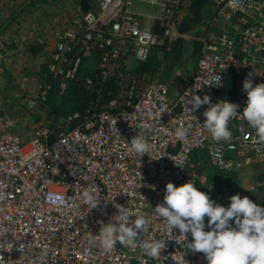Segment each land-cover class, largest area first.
Listing matches in <instances>:
<instances>
[{
    "label": "built area",
    "instance_id": "obj_1",
    "mask_svg": "<svg viewBox=\"0 0 264 264\" xmlns=\"http://www.w3.org/2000/svg\"><path fill=\"white\" fill-rule=\"evenodd\" d=\"M146 1L159 6L149 25L142 24V13L130 10V0H88L91 7L85 11L74 2L75 13L55 31L43 78L26 88V76L20 77L18 89L26 108L44 111L52 83L58 80L63 86L66 81L81 84L93 93L83 112L48 114L22 137L16 117L0 111V256L7 264H32L38 256L44 257L43 264H207L203 253L186 248L179 230L170 234L166 221L155 214L166 183L180 186L192 180L199 191L227 208L234 191L207 180L202 156L207 165L226 171L264 160V143L254 142L255 130L246 121L230 120L232 139L215 142L200 126L209 105L192 113L185 107L193 92L201 98L208 95L212 104L225 100L218 94L220 86L209 84L230 71L228 102L239 105L238 113L243 111V81L254 70L264 75V0H211L214 11L204 27L180 33L193 41L196 60L188 79L171 96L165 82L144 81L135 67L154 47L169 51L179 34L178 22L189 19L190 0ZM225 36L229 43L223 42ZM261 75H253V85L264 83ZM107 79L113 81L114 92L95 108ZM144 123L151 127L142 129ZM181 125L189 128L186 141L174 135ZM138 133L152 145L149 156L139 158L132 150L131 140ZM93 183L101 201L88 210L82 192ZM263 185L264 178H259L248 187ZM115 204L128 209L131 221L143 214L149 225L133 244L117 243L113 252L105 253L98 242L91 244V235L116 219ZM153 239L167 244L159 259L143 250ZM187 240L192 241L190 233Z\"/></svg>",
    "mask_w": 264,
    "mask_h": 264
},
{
    "label": "clouds",
    "instance_id": "obj_2",
    "mask_svg": "<svg viewBox=\"0 0 264 264\" xmlns=\"http://www.w3.org/2000/svg\"><path fill=\"white\" fill-rule=\"evenodd\" d=\"M223 42L229 43L227 36L223 38ZM254 74L261 75V72L254 70L243 81L247 102L241 113L237 112L239 105L236 103L220 100L212 104L208 95L201 98L194 92L189 93L185 107L190 113L198 110L201 105H209L203 113L205 120L199 125L210 133L213 141H230L232 132L228 127L229 122L239 117L255 130L258 139L254 142L264 143V83L253 85ZM213 79L217 83L209 85L219 87L222 76H215ZM188 105H191V109ZM140 127L149 129L151 125L144 123ZM174 135L178 141H186L189 128L181 125L175 129ZM131 147L139 158L149 156L152 151L151 143L142 133L132 138ZM229 147L234 148V145L230 144ZM137 175L139 180L143 179L140 172ZM100 197V190L94 183L82 192V201L88 205V210L97 208ZM229 200L227 208L215 203L207 193L199 191L192 180L180 186L168 182L165 185L163 203H158L154 211L166 221L167 231L171 234L173 229H178L179 235L187 241L186 248L194 253H203L207 264H264V207L239 194L232 195ZM114 206L117 209L114 216L116 219L101 224L98 235L90 234L91 244L95 246L98 242L105 253L113 252L117 243L122 246L133 244L142 232L147 231L149 225L143 214H137L136 219L131 221L126 207L119 204ZM205 217L208 218V231L204 230ZM189 233L192 237L190 243L187 240ZM166 246L165 241L153 239L143 244V250L149 257L159 259ZM43 262L44 257L38 256L33 259L32 264ZM0 264H7L3 256H0Z\"/></svg>",
    "mask_w": 264,
    "mask_h": 264
},
{
    "label": "crops",
    "instance_id": "obj_3",
    "mask_svg": "<svg viewBox=\"0 0 264 264\" xmlns=\"http://www.w3.org/2000/svg\"><path fill=\"white\" fill-rule=\"evenodd\" d=\"M71 1L0 0V90L6 93L7 102L0 108L16 117L22 137H27L33 123L45 116L41 107L24 106L18 81L26 76L25 86L32 88L40 80L39 72L53 46L55 31L75 13L74 2L78 0ZM142 14L147 25L151 24L154 13Z\"/></svg>",
    "mask_w": 264,
    "mask_h": 264
},
{
    "label": "rangeland",
    "instance_id": "obj_4",
    "mask_svg": "<svg viewBox=\"0 0 264 264\" xmlns=\"http://www.w3.org/2000/svg\"><path fill=\"white\" fill-rule=\"evenodd\" d=\"M94 2V0H90ZM130 10L137 11L139 13H154L158 12L159 6L156 3H150L146 0H130L128 5ZM214 11V6L211 0H207L203 3L201 7V20L196 23H193L189 31L194 33L198 31L199 28L204 27L205 20L209 17ZM143 25L148 24V20L143 18ZM193 41L189 39H183L182 41V51L178 60H170L168 58V51L158 50L157 48H152L150 56L142 64L141 67L137 69V72L144 81L150 79H157L165 82L168 87V95H172L190 76L193 66L196 60V50L192 48ZM127 63L132 65L133 61L130 58H127ZM39 76L43 78V74L39 72ZM6 80V77H3ZM4 85V84H3ZM9 87V83L7 84ZM65 86V84H64ZM60 84L58 80L52 83V89L48 93L45 108L44 116L53 113L52 110L56 111L57 117H60L64 112L69 109L62 104V99L66 94V89ZM4 91V90H3ZM0 90V104L7 103L6 93ZM20 91V90H19ZM22 95V93L20 94ZM51 110V111H50ZM0 111L2 110L0 108ZM236 172V178H223L220 182L213 183L214 185H227L231 187L235 194H239L241 197L251 196L253 194H258L259 196H264V185L258 186L256 188H249L248 184L254 182V180L259 179L262 174H264V160L256 162L250 166H246ZM261 197V196H260Z\"/></svg>",
    "mask_w": 264,
    "mask_h": 264
},
{
    "label": "trees",
    "instance_id": "obj_5",
    "mask_svg": "<svg viewBox=\"0 0 264 264\" xmlns=\"http://www.w3.org/2000/svg\"><path fill=\"white\" fill-rule=\"evenodd\" d=\"M195 45V44H194ZM195 47V46H194ZM144 63V62H143ZM143 63L138 64L135 67V70L142 66ZM64 89H66V94L64 98L61 100L62 104L69 109L64 112L61 116L72 110H78L83 112L84 108L89 104L91 98H93V93L88 91L81 84H74L71 81H66ZM114 92V83L111 79H107L104 82V86L101 91L100 99L94 105L95 108L100 107V104L104 102V100L110 97ZM218 94L225 100L230 101L232 97V74L230 71L226 72L222 78L221 85L218 89ZM51 111V110H50ZM53 116L56 115V111L52 110ZM202 155V154H201ZM201 167L204 169L206 178L208 181L216 183L220 182L223 178H236L237 174L234 171H226L219 170L214 167L207 165L204 162V155ZM260 178H264V174L261 175ZM261 196V197H260ZM258 194H253L248 198L252 200L254 203L259 204L261 207H264V196Z\"/></svg>",
    "mask_w": 264,
    "mask_h": 264
},
{
    "label": "water",
    "instance_id": "obj_6",
    "mask_svg": "<svg viewBox=\"0 0 264 264\" xmlns=\"http://www.w3.org/2000/svg\"><path fill=\"white\" fill-rule=\"evenodd\" d=\"M88 0H78V7L81 11H85L91 7L88 4ZM207 0H190L187 5V9L190 12L188 21L180 20L178 22L177 31L179 34L173 39L168 51V58L170 60H178L182 51V36L180 33L188 30L193 23L198 22L201 19V7Z\"/></svg>",
    "mask_w": 264,
    "mask_h": 264
}]
</instances>
